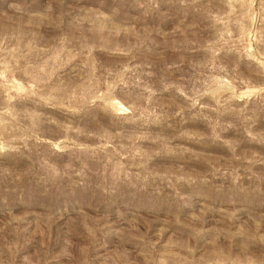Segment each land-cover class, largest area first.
Here are the masks:
<instances>
[{
    "label": "clouds",
    "instance_id": "1",
    "mask_svg": "<svg viewBox=\"0 0 264 264\" xmlns=\"http://www.w3.org/2000/svg\"><path fill=\"white\" fill-rule=\"evenodd\" d=\"M0 264H264V0H0Z\"/></svg>",
    "mask_w": 264,
    "mask_h": 264
}]
</instances>
